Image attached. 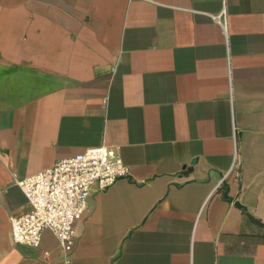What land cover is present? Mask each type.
Returning <instances> with one entry per match:
<instances>
[{"label": "crops", "instance_id": "0c3cea01", "mask_svg": "<svg viewBox=\"0 0 264 264\" xmlns=\"http://www.w3.org/2000/svg\"><path fill=\"white\" fill-rule=\"evenodd\" d=\"M100 146L72 248L14 243L16 181ZM0 264H264V0H0Z\"/></svg>", "mask_w": 264, "mask_h": 264}, {"label": "built area", "instance_id": "2783aa9c", "mask_svg": "<svg viewBox=\"0 0 264 264\" xmlns=\"http://www.w3.org/2000/svg\"><path fill=\"white\" fill-rule=\"evenodd\" d=\"M215 18L225 29L224 11ZM129 174L117 149L100 146L18 179L16 184L30 208L10 218L14 243L36 248L44 231H50L66 254L74 244L75 222L85 210L92 187L105 189Z\"/></svg>", "mask_w": 264, "mask_h": 264}]
</instances>
